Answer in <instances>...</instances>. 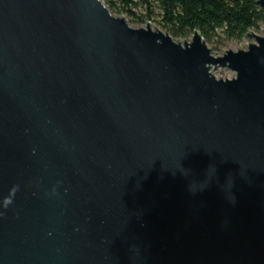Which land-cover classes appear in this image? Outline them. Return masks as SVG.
Returning <instances> with one entry per match:
<instances>
[{"label":"water","instance_id":"95a60500","mask_svg":"<svg viewBox=\"0 0 264 264\" xmlns=\"http://www.w3.org/2000/svg\"><path fill=\"white\" fill-rule=\"evenodd\" d=\"M256 39L215 57L102 0H0V264H264Z\"/></svg>","mask_w":264,"mask_h":264},{"label":"trees","instance_id":"16d2710c","mask_svg":"<svg viewBox=\"0 0 264 264\" xmlns=\"http://www.w3.org/2000/svg\"><path fill=\"white\" fill-rule=\"evenodd\" d=\"M112 10L138 20L134 9L146 7L151 17L154 5L163 15V26L174 38L185 39L198 32L205 40L224 30L229 38H242L264 22V8L257 0H103ZM143 22V21H142Z\"/></svg>","mask_w":264,"mask_h":264},{"label":"rangeland","instance_id":"374dc122","mask_svg":"<svg viewBox=\"0 0 264 264\" xmlns=\"http://www.w3.org/2000/svg\"><path fill=\"white\" fill-rule=\"evenodd\" d=\"M103 1V0H102ZM114 1V0H111ZM103 3L109 8L111 13L116 17L125 18L127 23L135 29L140 28H147V25L150 26V28L153 31H160L165 34H169L177 43H181L182 45H185L186 43H192L193 36L190 35L188 38L181 39V38H174L167 29L163 26V15L160 10V8L157 5H154L152 9V15L151 17L148 16V12L146 7L139 6L138 8L134 9V11L137 13L139 19L135 20L130 18L126 14H120L116 10H112L104 1ZM143 21V22H142ZM263 30V31H262ZM258 37L262 38L264 37V22L259 24V27L257 29L251 30L249 32L250 35L253 34ZM247 34L246 36L238 39V38H229L228 35L224 30H220L216 36L210 38V40H205V43L207 44L208 48L212 51L213 56L215 57H222L227 52L234 51H247L249 49V45H256L257 39L256 37H251ZM212 73L217 77L218 79H233L236 77L235 72L228 68H222V67H213Z\"/></svg>","mask_w":264,"mask_h":264}]
</instances>
